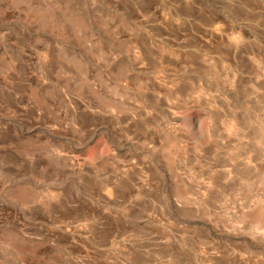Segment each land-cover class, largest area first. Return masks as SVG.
<instances>
[{
    "label": "rangeland",
    "instance_id": "obj_1",
    "mask_svg": "<svg viewBox=\"0 0 264 264\" xmlns=\"http://www.w3.org/2000/svg\"><path fill=\"white\" fill-rule=\"evenodd\" d=\"M187 1L0 0V264H264V0Z\"/></svg>",
    "mask_w": 264,
    "mask_h": 264
},
{
    "label": "crops",
    "instance_id": "obj_2",
    "mask_svg": "<svg viewBox=\"0 0 264 264\" xmlns=\"http://www.w3.org/2000/svg\"><path fill=\"white\" fill-rule=\"evenodd\" d=\"M218 3L220 4H226L228 6H237V7H241L244 8L246 10L250 9V5H251V0H218ZM187 5H190L191 7H193V10H200V7H202V4H200L197 0H188L187 1ZM221 15L223 17L224 13H226L225 10H221L220 11ZM134 167H129L126 169V171H123L121 174H119V178L123 176L122 181H128V183H131V181L133 180V176H132V172L131 170H133ZM138 168V167H137ZM140 168V167H139ZM141 170V168H140ZM109 179V178H107Z\"/></svg>",
    "mask_w": 264,
    "mask_h": 264
}]
</instances>
